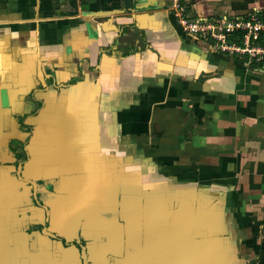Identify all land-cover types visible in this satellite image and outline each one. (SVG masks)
I'll use <instances>...</instances> for the list:
<instances>
[{
  "label": "crops",
  "instance_id": "1",
  "mask_svg": "<svg viewBox=\"0 0 264 264\" xmlns=\"http://www.w3.org/2000/svg\"><path fill=\"white\" fill-rule=\"evenodd\" d=\"M168 4L0 0V264H264V63L185 35Z\"/></svg>",
  "mask_w": 264,
  "mask_h": 264
},
{
  "label": "built area",
  "instance_id": "2",
  "mask_svg": "<svg viewBox=\"0 0 264 264\" xmlns=\"http://www.w3.org/2000/svg\"><path fill=\"white\" fill-rule=\"evenodd\" d=\"M167 9L181 31L209 48L241 60L246 66L264 63V11L253 10L244 16L196 19L188 14L185 0H168Z\"/></svg>",
  "mask_w": 264,
  "mask_h": 264
},
{
  "label": "water",
  "instance_id": "3",
  "mask_svg": "<svg viewBox=\"0 0 264 264\" xmlns=\"http://www.w3.org/2000/svg\"><path fill=\"white\" fill-rule=\"evenodd\" d=\"M191 208L193 209V204L191 205ZM213 208H208V212L205 211V209L201 208V207H196L195 206V211H193L192 215H191V224L192 227H197V234L196 237L199 241L198 243L204 245L206 247L207 244V248H212L213 244H216L215 242L217 241L216 239L219 236V232L220 230L218 228H215L213 226L217 224V222L214 220V218L212 220L209 219V212H211ZM204 215V218L206 219V227H204V221L202 219V215ZM214 215H216L214 213ZM218 216V215H217ZM216 217V216H215ZM179 233V232H178ZM203 233V234H201ZM195 239L193 240V242L195 243ZM84 255V254H83ZM83 259H87L86 255L83 256ZM197 262H194V264H196ZM217 264V258L216 260H212V262H210V264Z\"/></svg>",
  "mask_w": 264,
  "mask_h": 264
}]
</instances>
